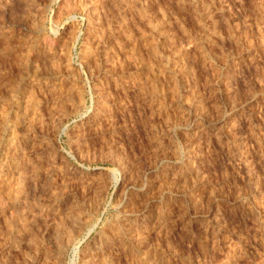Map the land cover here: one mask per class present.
Returning a JSON list of instances; mask_svg holds the SVG:
<instances>
[{
    "label": "rangeland",
    "instance_id": "1",
    "mask_svg": "<svg viewBox=\"0 0 264 264\" xmlns=\"http://www.w3.org/2000/svg\"><path fill=\"white\" fill-rule=\"evenodd\" d=\"M0 264H264V0H0Z\"/></svg>",
    "mask_w": 264,
    "mask_h": 264
},
{
    "label": "bare ground",
    "instance_id": "2",
    "mask_svg": "<svg viewBox=\"0 0 264 264\" xmlns=\"http://www.w3.org/2000/svg\"><path fill=\"white\" fill-rule=\"evenodd\" d=\"M131 235V234H130ZM134 238V237H133Z\"/></svg>",
    "mask_w": 264,
    "mask_h": 264
}]
</instances>
